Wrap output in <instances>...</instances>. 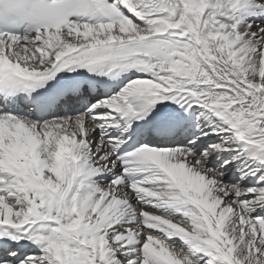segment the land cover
Here are the masks:
<instances>
[{"label":"snow or ice","instance_id":"snow-or-ice-1","mask_svg":"<svg viewBox=\"0 0 264 264\" xmlns=\"http://www.w3.org/2000/svg\"><path fill=\"white\" fill-rule=\"evenodd\" d=\"M0 264H264V0H0Z\"/></svg>","mask_w":264,"mask_h":264}]
</instances>
